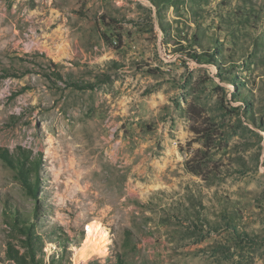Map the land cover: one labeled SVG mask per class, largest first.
Returning <instances> with one entry per match:
<instances>
[{
  "label": "rangeland",
  "instance_id": "374dc122",
  "mask_svg": "<svg viewBox=\"0 0 264 264\" xmlns=\"http://www.w3.org/2000/svg\"><path fill=\"white\" fill-rule=\"evenodd\" d=\"M0 264H264V0H0Z\"/></svg>",
  "mask_w": 264,
  "mask_h": 264
},
{
  "label": "bare ground",
  "instance_id": "6f19581e",
  "mask_svg": "<svg viewBox=\"0 0 264 264\" xmlns=\"http://www.w3.org/2000/svg\"><path fill=\"white\" fill-rule=\"evenodd\" d=\"M89 232H90V235H89V237H90V239L89 240H94L98 235H104V234H101V232H100V230L98 229V228H91V227H89ZM92 232V233H91ZM96 233V235H94ZM97 239V238H96ZM98 247H100V246H98ZM83 251H86L85 250V248H83Z\"/></svg>",
  "mask_w": 264,
  "mask_h": 264
},
{
  "label": "trees",
  "instance_id": "16d2710c",
  "mask_svg": "<svg viewBox=\"0 0 264 264\" xmlns=\"http://www.w3.org/2000/svg\"><path fill=\"white\" fill-rule=\"evenodd\" d=\"M120 42H121V37H120ZM193 173H198L199 171H192ZM32 192V191H31ZM35 193V191L32 193V194H34Z\"/></svg>",
  "mask_w": 264,
  "mask_h": 264
}]
</instances>
